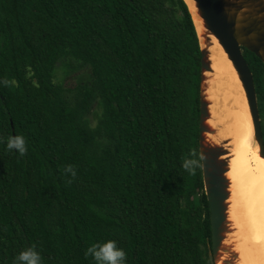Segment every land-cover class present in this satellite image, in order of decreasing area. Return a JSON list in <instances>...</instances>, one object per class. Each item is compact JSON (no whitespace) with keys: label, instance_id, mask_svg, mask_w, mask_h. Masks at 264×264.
<instances>
[{"label":"trees","instance_id":"obj_1","mask_svg":"<svg viewBox=\"0 0 264 264\" xmlns=\"http://www.w3.org/2000/svg\"><path fill=\"white\" fill-rule=\"evenodd\" d=\"M243 55L264 141V63ZM71 60L90 75L66 87ZM200 83L185 0H0V264L29 247L41 264H95L85 251L106 240L125 264H210Z\"/></svg>","mask_w":264,"mask_h":264},{"label":"water","instance_id":"obj_2","mask_svg":"<svg viewBox=\"0 0 264 264\" xmlns=\"http://www.w3.org/2000/svg\"><path fill=\"white\" fill-rule=\"evenodd\" d=\"M203 21L204 32H198L201 46V83L199 153L205 194L209 203L211 221L210 264H238L239 254L234 246L227 243L228 235L233 233L229 221V199L231 182L227 140L215 143L208 134H216L217 129L208 121L212 114L211 101L207 95L206 73L212 71L211 36L222 46L228 59L236 69L244 88L254 128V139L259 154L264 158V141L261 119L253 74L243 55V49L253 53L264 63V0H192Z\"/></svg>","mask_w":264,"mask_h":264},{"label":"bare ground","instance_id":"obj_3","mask_svg":"<svg viewBox=\"0 0 264 264\" xmlns=\"http://www.w3.org/2000/svg\"><path fill=\"white\" fill-rule=\"evenodd\" d=\"M187 1L198 32L201 34L205 29L203 21L194 2ZM210 38L213 43L210 48L212 71L206 73V93L211 101L212 116L208 123L217 129V133L208 134V137L215 143L223 140L229 142L227 144L229 154L226 156L229 159L227 176L231 182L228 214L234 232L228 235L227 243L233 245L234 250L239 254L238 264H264V158L258 152L259 167L256 166L254 128L249 106L247 110V98L244 100L246 94L242 82L218 40L213 36ZM214 52L220 58H227L237 74L245 95L241 103L226 81L222 68L213 59ZM221 131H228L229 134L225 135Z\"/></svg>","mask_w":264,"mask_h":264},{"label":"clouds","instance_id":"obj_4","mask_svg":"<svg viewBox=\"0 0 264 264\" xmlns=\"http://www.w3.org/2000/svg\"><path fill=\"white\" fill-rule=\"evenodd\" d=\"M2 83L8 84L10 82L5 80ZM0 142H4L3 138H0ZM6 148L8 150H14L21 156L24 155L27 150L25 138L22 135L8 136L6 139ZM196 163L195 159H185L182 167L191 172ZM65 172L73 177L76 175L71 165L65 167ZM85 256H91L95 264H125V252L117 246L114 240L93 243L86 249ZM13 264H41V257L34 248L29 247L18 253L14 258Z\"/></svg>","mask_w":264,"mask_h":264},{"label":"rangeland","instance_id":"obj_5","mask_svg":"<svg viewBox=\"0 0 264 264\" xmlns=\"http://www.w3.org/2000/svg\"><path fill=\"white\" fill-rule=\"evenodd\" d=\"M214 56L215 57L213 59H215L216 62L219 64V66L222 68L223 72L226 75V81L228 82V84L231 87V89H233L234 93L238 97L239 102L241 103V99L242 98L244 99L245 95H244V92L242 90L241 84H240V82L238 80V76L235 73L233 67L230 65V63H229L227 58L226 59H224L223 57L220 58L219 56L216 55L215 52H214ZM70 64L74 65L76 67V69L74 68V69L69 70L67 64H63V63H59L58 64L57 70H56V80H57V82L64 83V85L66 87H74V86L77 85V83L84 82V81H86L89 78L90 68L80 66V63H78V62H76L74 60H71ZM228 79H230V80H228ZM242 93H243V95H242ZM244 100H246V97H245ZM246 104H247V101H246ZM247 110H248V105H247ZM248 114H249V111H248ZM222 133L225 134V135L229 134L228 131H224ZM253 142H254V154H255L254 161L256 163V166H258L257 159H258L259 149H258V146H257L258 144L255 141L254 137H253Z\"/></svg>","mask_w":264,"mask_h":264}]
</instances>
